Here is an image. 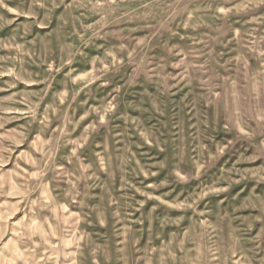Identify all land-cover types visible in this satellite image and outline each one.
I'll use <instances>...</instances> for the list:
<instances>
[{
    "label": "rangeland",
    "instance_id": "obj_1",
    "mask_svg": "<svg viewBox=\"0 0 264 264\" xmlns=\"http://www.w3.org/2000/svg\"><path fill=\"white\" fill-rule=\"evenodd\" d=\"M0 264H264V0H0Z\"/></svg>",
    "mask_w": 264,
    "mask_h": 264
}]
</instances>
